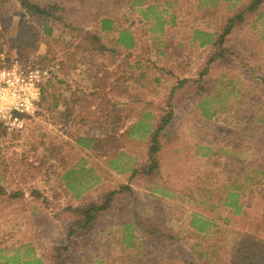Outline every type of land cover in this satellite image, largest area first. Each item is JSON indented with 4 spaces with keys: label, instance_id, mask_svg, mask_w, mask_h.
I'll use <instances>...</instances> for the list:
<instances>
[{
    "label": "rangeland",
    "instance_id": "1",
    "mask_svg": "<svg viewBox=\"0 0 264 264\" xmlns=\"http://www.w3.org/2000/svg\"><path fill=\"white\" fill-rule=\"evenodd\" d=\"M31 1L56 17L60 15L61 20L49 36L42 32L48 23L43 17L25 14L15 1L0 0V51L21 59L33 58L49 77L42 88L44 105L27 130L16 133L0 128V247L4 249L0 263L12 264L6 257L15 254L21 264L33 261V254L26 256L30 250L21 246L32 243L41 257L56 248L49 251L45 264H246L242 257L249 240L258 237L264 241V178L248 171V167L264 171V124L252 121L250 113L244 114L246 106H240L245 101L258 104V119L264 117V35L260 33L264 17L256 22L260 9L249 14L246 25L237 27L227 38L224 47L232 56L225 58L226 69L209 66L206 76L217 91L233 79L239 106L228 107L227 113H218L205 126L196 104L199 98L188 101L186 95L180 106L175 102L170 106L173 109L175 104L176 111L170 131H178V139H162L166 147L157 170L158 183L167 185L174 195L168 198L153 195L137 181L127 182L128 176L109 167L107 155L116 156L115 151L124 149L126 142L117 134L121 148L105 152L110 135L103 138L94 124L104 120L109 128L115 126L125 132L148 101H152L154 113L170 111L166 105L176 79L162 66L168 63L176 67L172 58L168 62L156 52V34L149 30L153 21L145 22L139 12L129 11V0ZM155 1L163 4L162 0ZM175 1L178 4L170 10L178 13L176 26L168 25L166 35L176 41L181 38L187 45L195 30L221 32L228 19L243 11L250 0L221 2L214 10L198 8L199 0ZM107 15L137 29L141 42L129 62L135 65L144 61L145 67H152L148 77L152 75L160 83L155 82L148 101L133 112L129 107H112L125 110L104 116L105 110L97 107L102 99L99 86L112 79H104L103 71L108 69L118 77L117 66L124 56L112 57L102 51L112 47V37L104 39L99 28L100 19ZM256 23L260 30L253 28ZM94 35L106 47L97 41L91 45ZM206 50L190 45L179 50L184 54L182 67L191 61L186 63L188 68L183 67L192 70L187 75L194 77L205 69L210 56ZM176 51L171 48L168 53ZM235 55L244 58L233 64L230 60ZM119 76L127 85L135 83L136 76ZM96 88L97 97L93 95ZM118 103H124L123 99ZM85 135L103 141L87 148L77 142ZM204 148H210L208 155ZM80 181L93 185L83 202L75 198L84 189ZM243 183L250 188L247 218L233 215L224 205L227 188ZM125 184L132 187L134 196L120 190ZM102 204L109 209L86 228H78L83 207ZM195 213L216 219L215 227L209 233L192 229L189 223ZM28 219L31 225L26 224ZM131 244L135 246L129 247Z\"/></svg>",
    "mask_w": 264,
    "mask_h": 264
},
{
    "label": "trees",
    "instance_id": "2",
    "mask_svg": "<svg viewBox=\"0 0 264 264\" xmlns=\"http://www.w3.org/2000/svg\"><path fill=\"white\" fill-rule=\"evenodd\" d=\"M10 1L17 2L20 7L25 10V14L31 17H43V21H47L48 23L43 25L42 32L47 33L49 36L53 33L54 24L61 20L60 15L56 17L54 13L49 12V10L42 9L39 7V5H37V3H34L31 0H9V2ZM228 1L233 0H199L198 8L206 7L207 9L214 10L220 7L218 6L219 3ZM162 3L163 4L158 3L155 0H129L128 10L139 12L145 22L153 21V25L149 26V30L156 34V40L154 43L156 45V52L158 54L160 53L164 55L163 57H167L168 62H171L172 58L175 63L176 70L168 63L162 66L164 71L166 70L171 77L176 79V83L172 85L170 89V97L168 100V105H166L167 109H170L169 112L163 110L161 113L157 114L154 113L150 108L152 101H148L147 96L154 92L153 85L155 82L160 83V80H155L152 75L148 77V72L151 71L152 67H145L144 61L142 64L140 61H137V64L135 65H131L129 62L131 57H133V55L136 53L138 44L141 42L140 38L137 36V29H132V25L126 26V24L120 23V20L116 19L114 16L107 15L106 17L104 16L102 19H100L99 28L104 39L108 38L107 40H110L109 37H112V40H110L112 47L108 49L106 45H102L100 42L101 39L97 35H94L93 39L90 38V41L91 45H94V41H97L101 44L100 47H106L108 50L106 51V48H104L102 51L106 52L112 57L117 55V58H119L124 55L121 59V62L117 66V73H119L118 77L108 69L103 71V73H105L104 79H112L111 81L108 80L107 82L103 81L99 86L102 89V99L101 105H98L97 107H101V110L103 111L105 110L104 116L114 115L118 111L122 112V110H125L124 108H120L117 109V111L112 109V107H129L128 110L133 112L137 106H141L143 103H145V100L148 101L146 102V106L141 109L140 113H138L139 117L125 132H120L121 129L115 128V126L113 128H109L108 125H106V121L104 120L94 123L95 126L99 127L101 132H103V138L107 137V135H110L108 137L110 139V143L105 145L107 147L105 152L108 153L110 148H121V145L119 144L120 141L116 139L117 134H119L120 140L124 139L126 142L124 149L115 151L116 156L111 157V155H107L108 166L112 169H115L119 175L128 176L127 182L131 183L132 181H137L140 187L152 192L153 195L157 194L171 198L174 196L171 189L165 184L158 183L157 170H160L161 168V164L158 163L160 154H162L164 148L166 147V144L164 145L161 143L162 139H170L172 137V142H174L175 139H178V131H170L172 127L171 123L174 121V113H176L174 110L175 104L180 106L186 95H188V97L186 96V100L188 101H191L190 98H194V96L199 98L197 101L198 103L196 101L195 102L199 106H197V108H199V112L201 111L200 115L203 118V126L212 123L213 118L218 115V113H227L229 111L228 107L235 108L239 106L236 100V89L234 87L233 79H229L227 81V87H223V89H219V91H217L216 88L212 86L211 80L206 79L209 70L208 67L214 66L221 69L224 67L226 69V67L223 66L224 62L226 61L225 58H230L232 56V52L228 48L224 47L227 38L232 35L233 30H235L237 27L239 28L246 25V17L249 14L256 13L260 9V13H258L256 17V22L264 17V0H250L249 4L243 11H236L235 15L228 19L224 29L221 30V32L220 30H218L216 33L204 30H195L190 37V42H187V45L183 43L184 40L181 38L179 41H176V39H169V37L166 35V29L168 28V25H170V27L176 26L178 13H176V11H172V7H176L178 4L177 1L162 0ZM170 8H172V10H170ZM253 28L259 29L257 23L253 26ZM260 33L264 35V22L262 23V30ZM189 45L192 47L195 46L196 49H207V53L210 54L205 69L201 73L196 74V77L187 75L192 70L183 69V67H189L186 65V63H190V60L185 61L186 63L183 64V67L181 65L184 54L183 51L179 50L182 48L184 49V47L187 46L189 47ZM171 48H175L178 51L175 53H168ZM225 53H228V57H224ZM201 54L204 57V53L201 52ZM242 58H244V56L235 55L230 61L233 64L236 62L240 63ZM103 68V70H105V67ZM120 73L123 74V76L126 74L130 75V77L136 76L135 83L127 85L125 83L126 80L124 81V78L119 76ZM96 85L98 86L97 83ZM227 88L229 89V92L227 91ZM97 90L99 89L96 88V90L93 92L95 97H97ZM119 98H122L124 102L121 103V105L118 103ZM41 101L39 103V108L40 105H44V102ZM172 102H175L173 109L170 108V106H173ZM243 104L246 106L244 114L250 113L252 121L262 122V124H264V117L260 120L258 119L260 117V109H258L260 105L245 101L242 102L240 106ZM98 112L100 111L96 110V113ZM127 118H131V116H128ZM111 124L114 125V123ZM0 128H3V126L0 125ZM99 140L102 139L100 137L97 138L90 137V135H85L79 136L77 142L80 145L89 148L91 144L92 146H97ZM203 150L206 151V155H208L210 152V148H204ZM205 154L203 153L204 156ZM248 171L255 172L256 178H264L263 170L259 169L255 171L252 167H248ZM88 182L89 181H80L79 186H82V188L84 187V189H80L79 187V192L75 194V198H78L81 200V202L88 198L86 193H88L93 186ZM120 190L123 192H129V196H134L136 194L129 184L120 185ZM249 190V185L244 183L241 186L231 185L229 188H227V195L224 200V205L233 210V215H240L243 217L247 215L246 210L249 206V203H247ZM201 191L204 192V189ZM106 209H109L108 205L106 204H102L101 206L92 205L83 207L82 213H84V216L81 222L77 223L78 228H86L92 221L96 219L98 215L101 214V212H105ZM215 221L216 219H208L203 215L201 216L195 213L193 214L189 225L198 233H209L210 228L215 227ZM26 224L31 225L32 223L28 219ZM130 225L133 224H128V226ZM72 233L73 231L68 232V240L71 239ZM151 233L152 232H145V234L148 235ZM21 246L24 249L27 248L28 251L30 250L29 252H26V256H29L30 253L33 254V261H27L25 264H45V262L50 257L49 251L51 252L56 250V248L53 246L51 250H47L45 255L41 257L36 254V248L32 243ZM131 246L135 245L131 244L129 247ZM248 247L250 249V253H248ZM263 250V239H259L258 237L252 238L249 240L246 250L243 251L242 259H244L246 264L248 263V260L251 262L250 264H257L258 257H261V262L258 264H264ZM3 251L4 249L0 247V255ZM249 254L255 255V257H251ZM6 258H9L12 261V264H21L19 262L20 257L18 254H15L13 257L7 256Z\"/></svg>",
    "mask_w": 264,
    "mask_h": 264
},
{
    "label": "built area",
    "instance_id": "3",
    "mask_svg": "<svg viewBox=\"0 0 264 264\" xmlns=\"http://www.w3.org/2000/svg\"><path fill=\"white\" fill-rule=\"evenodd\" d=\"M48 71L33 58L21 59L0 51V125L22 133L39 112Z\"/></svg>",
    "mask_w": 264,
    "mask_h": 264
}]
</instances>
